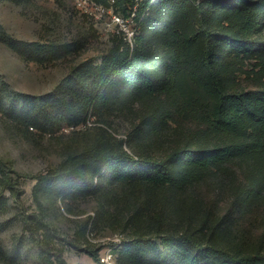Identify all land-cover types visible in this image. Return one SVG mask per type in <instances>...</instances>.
<instances>
[{
  "label": "trees",
  "instance_id": "16d2710c",
  "mask_svg": "<svg viewBox=\"0 0 264 264\" xmlns=\"http://www.w3.org/2000/svg\"><path fill=\"white\" fill-rule=\"evenodd\" d=\"M113 4L136 19L144 14L133 43L116 44L100 63L79 62L59 90L6 110L14 122L43 131L89 116L98 123L84 147L35 176L39 211L24 215L25 231L49 264L52 257L66 264L51 244L56 228L41 212L56 189L96 199L93 225L103 215L117 219L127 232L117 264H264V229L251 241L236 224L264 202V86L228 90L224 62L264 59V0ZM0 40L29 61L53 62L70 51L68 43L27 41L4 30ZM114 116L124 132L112 127ZM191 116L210 133L186 126L183 118ZM21 176L0 158V185L17 192ZM202 181L226 188V205L200 194ZM0 261L18 264L3 250Z\"/></svg>",
  "mask_w": 264,
  "mask_h": 264
},
{
  "label": "rangeland",
  "instance_id": "374dc122",
  "mask_svg": "<svg viewBox=\"0 0 264 264\" xmlns=\"http://www.w3.org/2000/svg\"><path fill=\"white\" fill-rule=\"evenodd\" d=\"M107 2V5L98 2L94 5L78 0H0V30L27 41L70 44L66 56L53 62H37L23 59L0 40V158L22 175L17 192L0 185V250L18 264H49L24 229V215L39 211L33 197L35 176L56 166L68 153L84 147L88 132L93 131L89 128L98 123L94 116H89L75 127L61 121L43 131L14 122L6 110L59 90L79 62L87 59L100 63L102 56L116 44L133 43L144 14L136 19L135 13L127 16L113 0ZM116 15L122 18L121 22L114 20ZM225 59L228 90L264 86L261 65L264 59ZM110 120L114 129L124 132L125 124L120 116ZM183 121L202 134L209 132L199 118L185 117ZM198 192L225 205L230 197L227 189L215 182L202 181ZM97 211V200L90 197L73 198L53 189L52 194L43 198L41 212L57 232L51 244L62 250L66 264H117V254L127 240V232L122 231L116 218L104 215L93 225ZM236 224L240 233L252 241L264 229V202L239 216ZM51 260L56 264L54 257ZM0 264L4 263L0 261Z\"/></svg>",
  "mask_w": 264,
  "mask_h": 264
},
{
  "label": "built area",
  "instance_id": "2783aa9c",
  "mask_svg": "<svg viewBox=\"0 0 264 264\" xmlns=\"http://www.w3.org/2000/svg\"><path fill=\"white\" fill-rule=\"evenodd\" d=\"M78 1H80L82 3H92L94 5H97L96 4V1H94V0H78ZM114 20L117 21V22H121L122 21V18L119 17L118 15H116V16H114Z\"/></svg>",
  "mask_w": 264,
  "mask_h": 264
}]
</instances>
